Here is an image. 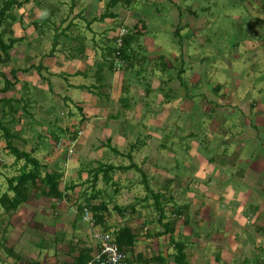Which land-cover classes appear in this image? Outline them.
<instances>
[{"label": "crops", "instance_id": "0c3cea01", "mask_svg": "<svg viewBox=\"0 0 264 264\" xmlns=\"http://www.w3.org/2000/svg\"><path fill=\"white\" fill-rule=\"evenodd\" d=\"M3 1L0 0V9ZM132 1L137 2V0H16L1 19L0 36L8 40L10 48L6 58L0 62V117L4 120V122L0 120V154L2 151L5 153V158L0 156V162H7L2 164L3 171L0 170V176H3L2 180L4 179V182L1 180L0 187H5L8 191V180L19 173L18 168L24 162L17 160L9 151L13 146L32 153V156L45 167L42 176L45 172L61 175L58 189L62 197L57 199L46 196L47 187L38 182L31 190L27 201L17 210L0 209V225L1 222H6L5 226L11 227L10 230L6 227L3 229L4 225L0 227L2 232L0 245L9 250L14 249L12 242L17 241L15 236L13 237L16 232L15 219L24 211V221L30 222L31 225L28 226L31 228L43 232L46 241L43 244L39 241L33 243L34 236H30L31 243L42 245L43 249L37 252L27 251L26 259L31 258L30 262L27 260V264H80L89 254L90 259L85 262L87 264L98 248L93 232L104 230V225L109 231L127 225L138 232L139 242L136 240L133 253H127L129 259L126 264H143L135 260L137 253L142 255L144 261L159 252L166 256L165 264H174L172 257H169L173 253L169 236L150 237L156 230H162L161 224L157 222L155 229L151 221L152 225L148 224L151 227L147 228L144 223L141 224V221L138 223L136 220L141 217L142 204L139 203L141 197L145 200L146 194H152L153 201L158 199L164 202V212L169 219L172 217L173 205L188 206L184 209L185 215H182L183 224L177 221L173 238H185L190 264H264V141L261 144L256 143L260 134H264L263 129L262 133L258 131L254 135L246 133L240 135L241 143L235 151L239 154L235 161L240 158L239 161L244 163L245 158H241L244 152L241 146L243 137L250 138L256 143L251 153V159L256 161L250 163L248 171L242 169V164L239 166L234 161L238 166V177L245 171L256 185L254 188L251 183L252 188L249 191L253 193L252 197L245 191H235L229 183L222 182L220 174L223 171L219 168L217 173L213 174L215 165L210 161L202 162L204 165L202 175L207 176L205 180L194 175V179L183 177L180 183L176 184L175 188L178 186L176 198L167 197L175 181L168 175L162 179L167 183L166 188L171 187L169 193L159 189L155 193L153 190L144 193V190L135 189L140 182L133 171L142 169L157 172L155 163L152 162L156 158V152L153 158L144 157V150L136 144L130 146L129 154L119 151L117 146L126 147L128 141L127 133L120 126L132 114L136 120L148 118L154 123L153 126L157 127V113L154 114L157 108L150 103L152 100L147 99L151 93L157 91V75L154 72L157 70V63L153 64L151 60L147 63V69L152 73L150 78L152 84L141 92L143 99L139 102H134L133 99V102L129 103L132 98H129L128 94L133 87L129 85L130 78L122 72L141 58L140 40L135 41L139 34H143L140 37L143 38L146 48L155 50V40H149L144 33L147 30V23H140L139 18L134 19L135 13L130 10ZM145 9L143 6L139 7V11ZM40 12L42 17L39 18ZM32 15H37L38 18L33 20ZM120 28L127 29L121 47L124 61L119 70H115V46L111 41L115 40ZM97 39L102 44L97 43ZM27 42L38 43V47H30L25 44ZM156 56L157 52L154 51L151 59ZM12 57L15 64L11 62ZM19 62L25 63L24 66H18ZM174 62L177 64V60ZM169 65L173 67L171 63ZM36 70L45 74L43 79H49L45 88L50 91L52 88L57 89L58 92L64 90L63 103H71L74 108H68L66 112L60 113L62 120H55L59 124L53 128L52 135L44 136L50 138L48 143L39 140L29 145L26 135L28 130H32L30 124L35 114L33 106L40 107L39 112L43 111L40 113L41 118H46L47 111L42 103L34 101L41 99L39 94L33 92L31 94L29 88L24 94L20 92L19 88L22 89L23 85L19 86V82L21 80V84L32 86L40 83L41 77L37 75ZM184 70L180 67L178 73L181 75ZM5 82L10 85L1 87L3 83L6 84ZM214 89L217 95H220V100L221 97L223 100L226 99L220 85H216ZM58 94L54 93V96L58 97ZM2 99L6 100L4 104L1 103ZM22 99H29L26 103L30 105L29 111L26 106H19L21 102L19 100ZM236 104L243 107V103L238 100ZM42 107L44 109H41ZM243 108L251 109L249 105ZM22 114L26 117L25 120ZM261 115L257 114L255 121L259 127H264V115ZM27 119L29 123L25 126ZM74 122L76 123L73 124ZM76 124L79 126L75 129ZM7 126L9 129L5 128ZM145 127L151 132L147 125ZM47 128L46 125H42L40 130ZM73 128L75 130H72ZM80 129L82 132L78 135ZM245 131L253 130L248 127ZM152 135L153 133L147 134L149 143L157 136ZM95 144H98L97 148ZM154 144L156 146V143ZM22 146L27 149H21ZM69 149H72V152H69ZM120 158L124 160L127 158L128 163L127 160L125 163L119 162ZM215 158V155L212 156V159ZM196 174L198 175L197 172ZM154 180L156 181L154 185L157 186L160 182ZM101 181L106 184V188H101ZM184 187V193L179 195L180 189ZM7 193L9 194V191ZM148 198L151 199V196ZM169 198H172V201H169ZM89 203L95 206L106 205L105 224L92 226L83 220L81 213L77 211L78 206ZM201 210L205 212L202 214ZM38 214L51 215L53 221L45 219L35 221L34 218L39 216ZM184 218L187 219L186 224ZM23 222L19 231L25 233ZM212 224L215 225L211 226ZM221 227L226 231L223 232ZM231 231L234 235L232 242L230 238H224V234L228 236ZM160 243L166 248L159 247ZM148 245L150 248L157 246L156 251L153 252L150 248L147 251L142 249ZM29 247L27 244V249ZM196 254L198 257H195ZM18 255L19 259L23 258L21 254ZM33 259H36L37 263L32 262Z\"/></svg>", "mask_w": 264, "mask_h": 264}, {"label": "rangeland", "instance_id": "374dc122", "mask_svg": "<svg viewBox=\"0 0 264 264\" xmlns=\"http://www.w3.org/2000/svg\"><path fill=\"white\" fill-rule=\"evenodd\" d=\"M134 2H131L130 10L135 13L134 19L139 18L140 23H147V30L144 33L149 40H155V50L147 49L143 38L140 37L143 34H139L135 41L140 40L139 51L141 54L139 57L141 58H138L136 60L138 62L133 63L122 72L130 78L129 85L133 87V90L128 94L129 98H132L129 103L133 102V99L134 102L143 99L141 92H144L152 84V80H150L152 73L147 69V63L150 60L153 64L157 63V70H154L157 75V91L147 97L152 100L150 103L157 108L154 111V114L157 113V127L155 128L154 123L148 118L142 117L136 120L132 114L120 126L127 133L128 141L126 147L117 146L119 151L129 154L131 153L129 152L130 146L136 144L137 147L144 150V157L153 158L156 152V158L152 162L155 163L157 172L155 170L147 172L142 169L133 171L136 179L140 182V185H136L135 189L137 191L144 190V193L147 190H153L155 193L157 189L169 193L171 187L166 188L167 183L163 182V179L168 175L175 181L172 191L167 197L175 196L176 198V188L178 187L175 188L176 184H179L183 177L194 179V175L199 178L203 177L205 180L207 176L202 175L204 171L202 162L210 161L212 165H215L213 174H216L219 168L223 171L220 174L223 181H220L229 183L235 191H245L248 196L253 195L249 190L252 186L256 188V185L249 179L250 176L245 171H242L241 177H238V166L235 165V162L239 166L242 164L243 170L249 169L250 163L256 161L251 159L253 148L256 143L261 144L264 141V134H260L256 143L250 138L243 137L241 146L244 148H242L244 152L241 158H245L244 163L239 161L240 158L235 161L239 157L235 151L241 143L240 135L245 133L254 135L258 131L262 133V129L264 130V127H259L255 121L257 114L264 115V0H151L150 2L149 0H137ZM140 6L146 9L139 11ZM40 17H42V12H40ZM37 18V15L31 16L33 20ZM1 40L3 43H8L4 36H1ZM97 43L102 44L99 41ZM25 44L34 48L38 47V43L34 42ZM111 44L115 46V41H111ZM3 51L0 46L1 58L6 55ZM154 51L157 52V56L151 59ZM167 60L173 67H170ZM176 60L177 64L174 62ZM11 62L15 64L13 57ZM24 64L19 62L18 66H24ZM180 67L185 69L181 75L178 73ZM37 75L41 77V82L35 86L21 84V80L19 82V86H25H22V89L19 88L20 92L24 94L29 88L31 94L32 92L39 94L41 99L34 101L42 103L47 111L46 118H41L40 113L43 111L39 112L40 107L33 106L34 120H30L32 130H28L26 135L29 145L39 140L48 143L50 138L44 136L52 135L53 128L59 124L55 120H62L60 113L66 112L68 108H74L71 103H63L64 90L60 92L53 88L51 91L48 90L45 86L49 79H43L45 74L42 72L38 73L37 71ZM4 85L10 84L3 83L1 87ZM216 85L221 86L223 95L226 97L225 100L222 97L220 100V95H217L214 89ZM64 88L66 89L65 86ZM3 92L5 93V91ZM54 93H59L58 97L54 96ZM154 99L157 100L153 101ZM28 100H19L21 101L19 106H26L29 111L30 105L26 104ZM237 100L243 103V107L249 105L251 109L246 110L240 104H236ZM5 102L6 100L2 99L1 103ZM12 102L15 103V101ZM42 104L38 103L40 106ZM22 117L24 120L26 119L24 115ZM30 118H32L31 115ZM27 123H29L28 119L25 126L28 125ZM42 125H46L48 128L40 130ZM145 125L151 132L147 131ZM78 126L76 124L74 128L76 129ZM248 127H251L253 131H245ZM5 128L9 129V126ZM74 128L72 130H75ZM148 133H153L152 136L157 135L155 138L153 137L151 143H149ZM22 147L21 149H27L25 146ZM95 147L97 148L98 144H95ZM214 155L216 158L212 159ZM0 156L5 158V153L2 151ZM126 160L128 163L127 158ZM126 160L120 158L119 162L125 163ZM4 163L0 162V170ZM135 163L138 164L137 161ZM253 175L255 176V174ZM2 178L3 176H0V182ZM154 179L160 182L157 186L154 185L156 183ZM2 181L4 182V179ZM103 187L106 188V184L101 181V188L103 189ZM185 187L180 189V193L177 191L179 195L184 193ZM0 189V196L7 191L5 187H0ZM9 194L12 196L13 192L9 191ZM145 196H147L146 199L151 196V199L143 200L141 197L139 202L142 204L141 217L136 220L138 223L140 221L141 224L144 223L147 228L151 227L148 224L152 225L151 221H153L155 229H157L158 213L155 209V200L153 201L152 194ZM169 201H172V198H169ZM0 209H4L1 203ZM204 212L205 210L202 211V214ZM23 214L24 211L21 216L15 219L16 232L13 237L15 236L17 241H15L16 243L12 242L14 246L12 252L14 251L15 253H13L17 255L21 254L23 258H15V255L6 252L0 245V264H27V260L31 261V258L27 257L26 259L27 251L37 252L43 249L42 245L32 244L30 236H34L33 243L39 241L43 244L46 242L44 241L45 234L43 235V232L41 233L37 228L28 226L31 224L24 221ZM202 214L200 212L199 216ZM38 215L34 218L35 221L42 219L53 221L51 215H43L44 217L41 214ZM22 222L26 228L25 233L19 231ZM178 223L183 224L182 217L179 218ZM5 225H7L6 222H1L0 227L3 226V229L6 227L10 230L11 227L7 228ZM181 231H183L182 228ZM222 231L225 232V228H222ZM0 234L2 235V232ZM226 237L230 238L232 242L233 231L228 236L225 233L224 238ZM27 244L30 246L29 249H27ZM149 246L142 247V249L147 251ZM159 247L163 248L164 245L160 243ZM151 249L155 252L157 246ZM196 256L198 257V254ZM32 262L37 263L36 259H33Z\"/></svg>", "mask_w": 264, "mask_h": 264}, {"label": "trees", "instance_id": "16d2710c", "mask_svg": "<svg viewBox=\"0 0 264 264\" xmlns=\"http://www.w3.org/2000/svg\"><path fill=\"white\" fill-rule=\"evenodd\" d=\"M16 3V0H4L0 9V24L1 19L5 17L6 11L9 10L14 4ZM124 37V36H123ZM122 37V42H123ZM116 38L115 37V49L116 50ZM0 46L3 52L6 53L5 57H0V61H3L7 54L8 50L10 48V43H3L0 36ZM122 47V44H121ZM121 47H120V54H121ZM122 58V54H121ZM123 60V58H122ZM115 61V60H114ZM124 61V60H123ZM82 130V129H80ZM78 130V135L80 134V131ZM9 151L15 156L17 160H23V165L19 169V173L10 178L8 180V190L13 192V195L10 196L7 192L2 194L0 196V203L4 206V209L6 211H15L18 209V207L25 203L31 193V190L36 187L37 183L40 182L44 187H47L48 191L46 192V196L52 197V198H61L62 193L59 191V180H60V174H57L55 172H45V174L42 176V172L45 171V167L36 160L31 152H26L19 150L15 147H10ZM155 205H157L158 209V218L157 222L161 224L162 230H156L152 234H150V237H160L163 235L169 236V244L171 248L173 249V253L169 255V257H172V261L174 264H190L188 252H187V242L184 239L178 238L174 239L173 235L176 229L178 217H182V215H185L184 209L188 206H175L173 205L171 207V215L172 217L169 219V217L164 212V202L162 200L157 199L155 201ZM161 205V207H160ZM86 207L89 213L93 217V225H102L105 224V216H104V210L107 209L105 204L100 205H92V204H84L81 206H78L77 211L81 213L83 218V208ZM163 220H165L163 222ZM187 219L184 218V223ZM186 224V223H185ZM92 225V226H93ZM104 230H101L103 232H110L109 229L104 225ZM112 236L114 238V241L117 243L118 247L123 250L126 254V262L128 261L127 253H133V250L135 248V243L138 237V232L136 230H133L127 225L120 226L117 230H114L111 232ZM146 235V234H144ZM98 244V242H97ZM98 246V245H97ZM5 251L8 252L11 255H15V258H20L19 255L16 256L12 252V250H9L7 247H4ZM98 250V248H97ZM90 255L87 254V257L85 261L81 262L80 264H85L86 261L90 259ZM94 257V256H93ZM93 259V258H92ZM91 259V260H92ZM218 259V258H217ZM90 260V261H91ZM135 260H137V263H142L143 257L140 253H137L135 255ZM167 262L166 256H163L160 252L156 253L154 256L146 259L143 261L144 264H165Z\"/></svg>", "mask_w": 264, "mask_h": 264}, {"label": "built area", "instance_id": "2783aa9c", "mask_svg": "<svg viewBox=\"0 0 264 264\" xmlns=\"http://www.w3.org/2000/svg\"><path fill=\"white\" fill-rule=\"evenodd\" d=\"M127 33L126 28H120L116 38L115 70H119L123 60L120 54L122 37ZM72 152V149H69ZM83 220L93 225V217L86 207L83 208ZM93 238L98 242V250L93 259L87 264H126V254L121 250L114 241L111 232H103L101 230L93 232Z\"/></svg>", "mask_w": 264, "mask_h": 264}]
</instances>
